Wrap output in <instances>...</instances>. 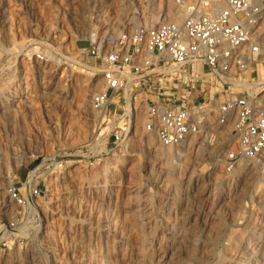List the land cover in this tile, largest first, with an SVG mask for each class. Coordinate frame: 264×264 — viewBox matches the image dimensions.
<instances>
[{
    "label": "rangeland",
    "instance_id": "obj_1",
    "mask_svg": "<svg viewBox=\"0 0 264 264\" xmlns=\"http://www.w3.org/2000/svg\"><path fill=\"white\" fill-rule=\"evenodd\" d=\"M159 1L0 0V224L22 216L13 210L10 189L25 195L32 171L53 154L63 163L54 173L38 169L42 194L32 214L24 215L18 237L0 245V264H148L143 259L151 252L152 264H245L250 253L264 249V155L244 160L243 172L236 166L227 172L233 128L223 133L209 119L185 162L157 159L143 130L119 149L108 145L105 151L107 137L95 141L98 117L89 100L98 73L82 49L106 39L108 31L147 27L144 19L160 11L156 25L165 18L166 0ZM256 7L263 32L264 2ZM131 19L140 21L138 27ZM257 60L238 77L251 86L213 96L211 107L243 91L258 98L264 93V57ZM215 146L227 147L212 160ZM87 156L95 157L91 165ZM199 173L209 182L194 187ZM149 238L152 246L145 248Z\"/></svg>",
    "mask_w": 264,
    "mask_h": 264
},
{
    "label": "built area",
    "instance_id": "obj_2",
    "mask_svg": "<svg viewBox=\"0 0 264 264\" xmlns=\"http://www.w3.org/2000/svg\"><path fill=\"white\" fill-rule=\"evenodd\" d=\"M174 3L182 9L180 21L123 30L110 46L99 39L82 49L98 73L97 90L89 100L98 117L95 141L107 137L104 150L108 145L109 150L119 149L129 136L143 130L155 133L160 146L172 148L206 130L212 117L218 125L235 117V145L224 157V168L231 172L238 161L254 160L264 152V104L257 105V95L246 91L218 107H211L210 100L241 89L235 79L260 55L255 35L260 10L250 0ZM36 58L43 59L38 53ZM59 157L53 154L32 171L25 195L15 188L8 191L13 210L22 216L0 224V245L14 241L24 215L33 212L42 194L38 169L60 171ZM86 159L91 165L95 157Z\"/></svg>",
    "mask_w": 264,
    "mask_h": 264
},
{
    "label": "bare ground",
    "instance_id": "obj_3",
    "mask_svg": "<svg viewBox=\"0 0 264 264\" xmlns=\"http://www.w3.org/2000/svg\"><path fill=\"white\" fill-rule=\"evenodd\" d=\"M250 1H251L252 5H254L255 7L256 6H260L262 4V2H264V0H250ZM159 2L161 4L162 1L160 0ZM163 2H164V0H163ZM259 10H260V14L258 15V17L260 15H262L261 14V9H259ZM159 13H160V11H158L156 14H151L150 17H148V18L146 17L144 19V23L143 24H145V25L148 24L147 27L155 26V22L158 20ZM163 13H164V16H165L166 19L162 18V21H180L183 18L182 9L180 7H177L172 0H166L165 1V6H164ZM162 21H160V22H162ZM160 22H158V23H160ZM130 24H133L134 27H138V25L140 24V21L131 19L130 20ZM112 29L113 28H111L110 30H112ZM119 34L120 33H118L115 29L112 30L111 33H109V31L106 32L105 35H106V39H108V44L109 45L113 44L114 40L118 37ZM255 35L257 36V39L259 38V40H263L264 41V31L262 32L261 30L257 29L256 32H255ZM262 57H264V50L262 49V46H261V52H260V55L257 57L258 58L257 62H259L262 59ZM255 60L250 62V63H248V67L250 66L251 63L255 62ZM73 62H74V60H73ZM94 70L97 71V69H95V68H94ZM86 85H88V84H86ZM237 85H239L241 87V89L242 88H246L248 86H251V84H248L247 82H242V81H239V80H237ZM93 89L92 88L91 89L88 88L86 90V92H91ZM47 100H49V99H47ZM256 104L257 105L264 104V93L258 98V101H256ZM214 110H215V108L213 109V111ZM232 119H234V122H232ZM235 121H236L235 117H232V118H230V120H227L226 123H224L222 125L224 127L223 133H226L227 131H230L234 127ZM143 134H144V137H143L144 138V144L146 145L147 149L149 150V149H153L154 148V154L156 155V158L159 159V160H163V161H165L167 163H170L174 159V157H177L179 160H182L183 162L187 161L188 158H189V155H190L189 151L194 146V143H193L194 139H195L194 137L197 136V135H195V136L193 135V136L188 137L185 141H183L177 147L164 148V147L159 145L155 133H152V132L148 133V132H144L143 131ZM208 134L209 133L206 132V135L204 136V138L201 140V142L199 144L200 145L198 147V153L199 154L203 151V149H204V147H205V145L207 143V139L209 138ZM222 139H225V138L222 137ZM225 140H226V141H224L225 143H229V144H227V146L229 147L231 145V142H233L234 138L229 136ZM225 143H223V145ZM125 144H127V143H125ZM226 147L215 146L214 148H212L211 154H210V156L212 157V160L214 158L218 157V155H216L218 151H223V149H226ZM261 155H264V152ZM246 164H247V162H246ZM246 164H245L244 160L238 161L234 171L236 173L237 172H241V171L243 172L244 169L246 168ZM212 175H214V171L211 174H209L208 178H210ZM205 180H207V178H204V176L199 173V175L196 178V181L194 182V187H199L202 184L204 185ZM46 181H47L46 182V185H47L46 189H47V192H49V191L52 190L51 189L52 183H51V180H46ZM136 195H137V192H136ZM206 198H210V197L207 196ZM225 198H227V200H228L230 197H229V195H226ZM225 198L223 200H225ZM185 199H186V197H185ZM190 223H191L190 221H187L185 224L181 223L179 230L182 231ZM192 223L194 224V223H196V221L193 219ZM138 225H139V223H138ZM139 227L141 228L142 233L144 234L145 233V226H143V223L140 222ZM173 230L175 231V227H173ZM173 234H175V232H173ZM145 236L146 235L144 234V237ZM152 242H153L152 239H150V238L146 239L144 247L146 248L148 246V247L151 248ZM152 255H153V252L147 253V258L143 259V261H148V264H152ZM261 258L264 259V249L263 248H258L256 251L250 253L247 256V261L245 262V264H255Z\"/></svg>",
    "mask_w": 264,
    "mask_h": 264
}]
</instances>
